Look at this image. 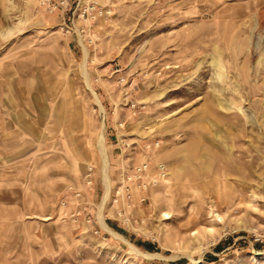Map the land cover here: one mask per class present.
Masks as SVG:
<instances>
[{"label": "rangeland", "instance_id": "1", "mask_svg": "<svg viewBox=\"0 0 264 264\" xmlns=\"http://www.w3.org/2000/svg\"><path fill=\"white\" fill-rule=\"evenodd\" d=\"M0 264H264V0H0Z\"/></svg>", "mask_w": 264, "mask_h": 264}, {"label": "built area", "instance_id": "2", "mask_svg": "<svg viewBox=\"0 0 264 264\" xmlns=\"http://www.w3.org/2000/svg\"><path fill=\"white\" fill-rule=\"evenodd\" d=\"M140 165H142V166H140V167H143V166H145V164L143 163V164H140ZM162 169H163V167L160 165V166H158V175H159V177L162 175H164V172L162 171Z\"/></svg>", "mask_w": 264, "mask_h": 264}, {"label": "bare ground", "instance_id": "3", "mask_svg": "<svg viewBox=\"0 0 264 264\" xmlns=\"http://www.w3.org/2000/svg\"><path fill=\"white\" fill-rule=\"evenodd\" d=\"M101 147L103 148V144H102V142H101ZM103 149H104V148H103ZM161 176H162V175H161ZM161 176H160V177H161ZM106 178H107V176H106Z\"/></svg>", "mask_w": 264, "mask_h": 264}]
</instances>
